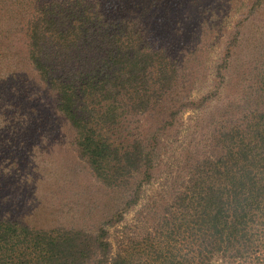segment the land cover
<instances>
[{"label": "trees", "instance_id": "1", "mask_svg": "<svg viewBox=\"0 0 264 264\" xmlns=\"http://www.w3.org/2000/svg\"><path fill=\"white\" fill-rule=\"evenodd\" d=\"M151 2L0 0V65L27 72L55 96L79 158L124 205L96 230L63 219L39 227L4 212L0 264H141L144 257L152 264H264V71L261 100L224 117L217 152L193 165L156 234H148L143 257L114 250L109 228L138 204L139 178L149 181L157 146L138 119L155 114L168 123L180 105L174 92L183 61L143 17Z\"/></svg>", "mask_w": 264, "mask_h": 264}, {"label": "rangeland", "instance_id": "2", "mask_svg": "<svg viewBox=\"0 0 264 264\" xmlns=\"http://www.w3.org/2000/svg\"><path fill=\"white\" fill-rule=\"evenodd\" d=\"M151 1L143 17L183 64L174 92L180 105L170 123L155 114L138 119L140 132L157 137L150 179L140 176L138 204L109 228L115 252L127 248L139 258L193 165L217 152L214 136L224 117H235L239 104L255 100L254 107L261 100L257 82L264 71V0ZM0 68L6 77L0 84V214L39 227L63 219L96 230L110 211L123 209L120 192L113 194L79 158L55 96L27 72ZM145 258L139 263L152 264Z\"/></svg>", "mask_w": 264, "mask_h": 264}]
</instances>
